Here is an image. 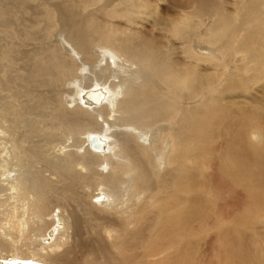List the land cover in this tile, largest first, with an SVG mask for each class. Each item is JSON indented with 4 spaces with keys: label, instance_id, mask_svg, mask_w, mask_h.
<instances>
[{
    "label": "bare ground",
    "instance_id": "bare-ground-1",
    "mask_svg": "<svg viewBox=\"0 0 264 264\" xmlns=\"http://www.w3.org/2000/svg\"><path fill=\"white\" fill-rule=\"evenodd\" d=\"M159 9L0 0V264H264L263 2Z\"/></svg>",
    "mask_w": 264,
    "mask_h": 264
},
{
    "label": "rangeland",
    "instance_id": "rangeland-1",
    "mask_svg": "<svg viewBox=\"0 0 264 264\" xmlns=\"http://www.w3.org/2000/svg\"><path fill=\"white\" fill-rule=\"evenodd\" d=\"M248 1H250V0H152L153 4H155V5L157 3H159L160 9L157 13L149 14L148 11H144L143 13H139V14L133 16L131 18L130 22L124 21L121 18L116 19V18L112 17L111 23H113L114 25H116L118 27L132 28L136 32L141 33L139 35L140 38L155 37V36L160 38L165 33L156 29V27H157L156 21L159 19H162V18L165 19V18H168L170 16H175V13L177 11H178V14L177 13L176 14L179 15V11H181V12L184 11L183 8L189 13V15L192 12H195V10H197V9L204 8L207 12L206 18H208L209 20L212 18H209L210 15L208 13H212L214 10L220 9L226 17H228L230 19H234V20H241L242 16L240 14V6L242 4L248 2ZM262 2H263V10H264V0H261V3ZM196 7H198V8L196 9ZM143 28H147L149 32L146 33L143 30ZM190 29H191L190 23L187 22L186 25L182 26L180 30L182 32L188 33L190 31ZM5 38L7 39L8 37H3V41H2L3 46L6 45V43L7 44L10 43L9 38H8V41L7 40L5 41ZM17 38H19V37H17ZM161 39H163V38H161ZM59 43H63V40L59 39ZM167 44H169V42L163 43V45H167ZM63 49H64V47L62 48V51H63ZM110 51H112V50L110 49ZM181 52H179V54H178V56H180V57L183 56V54ZM5 70H6V68L4 69V71ZM250 76H252V73L250 74ZM247 85H248V90L238 91L236 93V95H238V97H236V98L240 102L244 101L242 96H244V98L249 97V99H251V97H250L251 95L253 96V94H255L257 90H260L262 87H264V80L259 81V82H255V83L253 81L248 80ZM160 87H161V85H160ZM2 94H6V92H4ZM257 95L261 96L260 93H257ZM0 96H1V94H0ZM250 105L254 106L253 103H250ZM158 127H163V126L159 125V126H157V128ZM135 128H136V126H135ZM140 131H143V129H141ZM252 134H256V133L253 132ZM145 147H146V145H145ZM137 198L138 199L142 198V195H139ZM135 231H136L135 229H131L132 233ZM112 232H113L114 236H115V234H117V230H112ZM70 236L71 235H69V240H70ZM82 236H83L82 238L85 237L86 241L89 240L90 236L86 232L84 234H82ZM118 240H119V238L117 239V241ZM85 251H87V250L85 249ZM134 251H132V253ZM137 254L138 253L131 255L132 259H131L130 264H132V262L133 263L135 262V258L137 257ZM140 254H142V251H140ZM205 254H206L205 247L204 246L200 247L199 252L195 256L196 264H206V262L203 261V256H205ZM83 255H84L83 253L79 254V256H83ZM161 257H163V255L160 256L159 258H161ZM120 260H121L120 257H117V263ZM151 261L153 262L154 259H152ZM99 264H103V263L101 262ZM213 264H216V263L214 262ZM222 264H225V263H222Z\"/></svg>",
    "mask_w": 264,
    "mask_h": 264
},
{
    "label": "water",
    "instance_id": "water-1",
    "mask_svg": "<svg viewBox=\"0 0 264 264\" xmlns=\"http://www.w3.org/2000/svg\"><path fill=\"white\" fill-rule=\"evenodd\" d=\"M91 140V147L96 150V151H101L103 149V142H101L96 135H91L90 136ZM40 264V263H36Z\"/></svg>",
    "mask_w": 264,
    "mask_h": 264
}]
</instances>
